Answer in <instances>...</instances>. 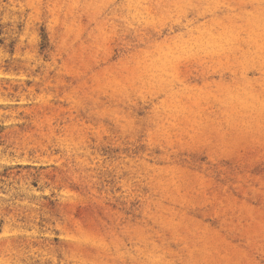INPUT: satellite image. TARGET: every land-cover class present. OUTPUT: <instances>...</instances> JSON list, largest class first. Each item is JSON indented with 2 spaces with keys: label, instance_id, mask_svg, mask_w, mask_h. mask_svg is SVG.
Returning <instances> with one entry per match:
<instances>
[{
  "label": "rangeland",
  "instance_id": "374dc122",
  "mask_svg": "<svg viewBox=\"0 0 264 264\" xmlns=\"http://www.w3.org/2000/svg\"><path fill=\"white\" fill-rule=\"evenodd\" d=\"M0 264H264V0H0Z\"/></svg>",
  "mask_w": 264,
  "mask_h": 264
}]
</instances>
